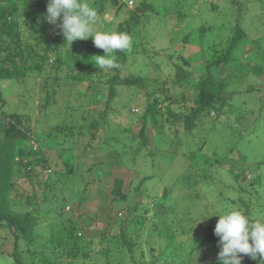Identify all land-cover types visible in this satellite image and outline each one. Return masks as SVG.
<instances>
[{"label": "trees", "instance_id": "1", "mask_svg": "<svg viewBox=\"0 0 264 264\" xmlns=\"http://www.w3.org/2000/svg\"><path fill=\"white\" fill-rule=\"evenodd\" d=\"M198 1L200 0H139L136 6L131 7L127 0H85L97 10L100 18L110 9H115L116 15L125 14L116 30L128 35L133 34L137 25L144 24L146 27L151 20L161 22L165 19V13H173L180 22L187 17L189 9ZM210 2V10L214 12L210 24L203 22L194 30L182 33L178 37L180 39L176 36H173L174 40L172 39L177 43L175 46L199 49L202 63L197 68H192L189 58H182L183 61L176 62L174 77H170L171 83L167 87L168 81L143 74L142 70L137 72L128 70L127 67L131 57L148 51L147 37L150 35L148 29L145 28V34L140 42L133 41L130 49L115 53L119 68L101 71L94 64L93 56L104 53L102 49L94 46L91 37L87 40L77 39L70 45L65 42L60 29L44 19L48 0H0V224L7 225L12 233L13 248L12 252L8 253L12 261L8 264H112L111 259L113 264H120L119 256L112 252V245L117 241L114 237L108 238L109 225L100 230H91L94 236L100 234L99 244H106L99 252H91L97 241L91 238L89 244L85 243L83 228L73 216H68L66 223L63 222L58 227L51 223L53 214L58 216L64 214V208L60 207V198L66 186L71 184L69 182L72 180L71 176L76 174L78 177L82 173L80 168L76 167L79 164L74 159L77 143L72 138L76 132L84 135L90 133L92 139L87 141L86 148L96 146L94 140H98L99 147L102 148L107 143H112L117 147L118 159L127 163L135 161L141 148L150 142L148 128L158 126L152 143L157 149L166 151L173 157L180 153L186 156L189 164L184 176L189 183L192 181L196 183L199 180L202 185L206 186L207 183V187L209 185L213 187L208 190H212L209 192L211 199L215 201L212 205L215 212L217 209L227 211L238 208L250 217L264 215L261 210L256 213V207L262 209L264 206V193L261 191L264 188V180L262 173L259 172L262 160L251 163L248 155L237 147L246 132L257 129L255 123L258 117L264 114L263 108H257L258 103L255 102L251 106L244 105L245 100L236 103L234 95L238 94L237 92L227 94L233 77L244 79L250 73L257 77L264 74V49H258L261 42H264V32L259 34L263 36L248 40V28L244 25L249 10H252L251 7L264 5V0H210ZM105 30L108 28L105 27L102 31ZM245 42H253L257 48L243 56L242 44ZM170 43L172 45V42ZM170 56L173 57V54ZM225 66L230 69V77L223 80L221 69ZM39 77L43 78L39 79L38 87L41 104L37 108L38 126L34 127L35 119L32 118L34 116L26 112L25 108L29 107L33 92H36L34 84ZM159 81L162 84L157 86ZM84 82L86 89L80 94L83 102L78 104L69 99L58 107L61 111L54 115L56 118L60 116L62 121L50 124L52 116L49 115H52V108L57 101L55 94L64 87L65 93L70 95L74 83ZM103 84L108 86L103 100V111L95 115L91 112L90 104L102 101L98 91H101ZM150 84L154 86L152 89L148 88ZM132 90L137 94H143L142 104L137 96L121 100L123 93ZM255 90L256 87L251 86L237 96L243 93L255 94L253 92ZM13 96H17L18 100L14 101L11 98ZM92 97L95 99L91 100ZM133 100L142 105L141 114L133 112L135 106L131 103ZM18 101L22 103L20 106ZM77 112L87 124H76L73 120L66 119L67 116L74 118L78 115ZM124 113H128L129 117L138 115L141 123L136 135L131 132V126H124L120 121L117 124L119 125L117 132L105 128L111 120L110 114ZM39 123L44 126H40ZM137 138L140 139V144L134 146L131 140ZM31 139L36 141L37 146L29 143ZM45 143L49 145L43 146ZM64 143L65 145H62ZM212 144L215 156L213 159L204 154L205 148ZM66 145L69 149L67 154L60 151V148ZM183 146L187 149L181 151ZM221 148L223 150H220ZM53 149L59 150L58 155L62 159L60 169L56 168L59 163L52 161L50 151ZM154 152L149 151L146 154L154 157L156 153ZM200 155L203 157L198 160ZM197 161L205 166L202 167ZM105 164L106 161L100 160L88 167L92 173L95 172L99 180L104 179L103 182L109 181L111 177L110 174L106 176V171L100 168ZM109 165H112V162ZM63 166L66 170L64 175ZM207 169L218 172L219 179L227 184L215 181L217 183L214 186L212 184L214 181L210 179L211 172ZM44 171L46 178L37 182L39 187L44 185L42 194L38 195L32 177H38ZM246 171L252 174V178L247 179ZM115 172L117 173L116 170ZM60 174L64 184L58 181ZM23 176L34 186L31 193L23 192L20 188L22 185L18 178ZM223 176H226L227 181ZM153 178V175H149L144 176L142 180ZM89 182L93 183L87 179L86 185ZM124 183L123 178L119 176L114 178L110 191L111 201L127 200L128 192L124 191ZM234 183L238 187L237 190L235 185L233 186ZM2 187H7V191ZM101 188L103 197L107 198L108 195L104 196L106 192L103 187ZM139 189L140 185L135 187L136 191ZM191 195L201 198L202 194L198 191ZM167 196L165 189L161 201ZM138 198L144 199L142 195ZM53 201L56 203L54 209L43 208L42 203ZM73 202H76L77 206L81 203L79 199ZM161 206L160 202H157V207ZM134 207L137 209L139 205L136 204ZM209 207L206 204L200 212L198 211L197 217L208 215L205 213H208ZM112 208L113 206L108 209L109 212ZM109 212L104 211L103 214L106 216L103 217H108L112 224L114 217L117 218L119 213L115 212V216ZM90 215L93 216L92 213ZM206 217L204 218L207 219V226L187 240L189 244L176 242L172 230L166 245L162 247L159 244L160 254L152 255L150 262L144 264H193L192 259L199 251L207 250L210 245L219 249V238L214 233L219 218ZM126 219L136 220L137 216L127 215ZM44 221L48 225V232L43 233L41 230L39 233L40 225ZM195 222L194 216L190 229ZM123 223L124 221L117 235L120 237V245L124 248V256L130 255L134 264H139L136 257L140 249L135 246L136 242L127 233ZM37 232L40 238H43L42 250L31 247L38 240ZM27 233L28 247L23 248L19 242L25 239ZM181 233L185 234L184 231ZM154 250L152 248L150 251ZM98 253L100 258L97 256ZM205 255L203 256L206 260ZM242 264H259V260L244 256Z\"/></svg>", "mask_w": 264, "mask_h": 264}, {"label": "rangeland", "instance_id": "2", "mask_svg": "<svg viewBox=\"0 0 264 264\" xmlns=\"http://www.w3.org/2000/svg\"><path fill=\"white\" fill-rule=\"evenodd\" d=\"M127 2L131 7H134L136 6V4H138L139 0H127ZM210 6V0H200L195 3L192 8L189 9L187 17L180 22L173 13H165V19L161 22L151 20L148 22L146 27L144 26V24L137 25L135 30L133 31V34L129 35V37L131 38V42H140L141 37H143V34H145V28L148 29L150 34L147 37L148 51H143L140 54H137V56H135L134 58L131 57L127 62L128 70L134 72L142 70L143 74H148L151 77H156L157 79L159 77V80L161 81H168L166 85L168 87V85H170L171 83L169 82L171 79L170 77H174V64L179 60L180 62L183 61L182 58H189L192 63V68H197L202 63V58L200 57L201 55L198 51L199 49L196 50L191 48L188 49L184 46H175L177 45V43H174L172 39L173 36H176L177 39H180L178 37L181 36L182 33L184 34L186 31L194 30L195 27L201 25V23L203 22H206V24H210L212 16H214V12L210 10ZM251 8L252 10H249V15L246 18V24H244L248 28V40L251 38H258L259 34H262V32H264V23H262V19H264V5H253ZM125 16V14L116 15L115 9H110L107 11L104 17L100 18V21L96 25V28L100 31H102L105 27H107L108 30H116L119 23L125 18ZM261 36L263 35H260L259 37ZM169 42H172V45L171 43L169 44ZM177 42L179 44L180 40ZM263 43L264 42L262 41L260 47L258 46V49H264ZM255 48H257V46H255L253 42L243 43L242 55L244 56ZM170 54H173V57H171ZM229 70L230 69L226 66L222 67L221 78L223 80H226L230 77ZM39 79L43 78L39 77L37 81H35L34 87L36 92H33L34 96L29 103L30 105H28L30 109L29 107L25 108L26 112H29L31 116H34L32 117L35 119L34 127L38 126V124L36 123L37 116H39L37 108H39L41 104L38 88L40 84ZM161 81L158 82L157 86H160L162 84ZM73 86L74 89L71 90L70 95H67V93H65L66 89L64 87L61 88L57 94H55V96L57 97V101L56 105H54V107L52 108V115H49L52 116V121L50 124L54 125L55 123L62 121V118L60 116H57L56 118L54 117V115H57L61 111V109H59L58 107L62 106L66 101L70 99L71 101H74L78 104L80 102H83L80 94L82 90L83 92L85 91L86 83H74ZM101 86V91H98V93L101 94L102 101H100L99 103H96L95 101L94 104H90L92 107L91 112L95 115L103 111V100L105 99L108 87L105 84ZM251 86L256 87V90L253 91L255 94L243 93L239 97L237 96L239 93L246 92ZM152 87H154L153 84L148 85V88L152 89ZM231 92L238 93L234 95L236 103L237 101L242 102V100L246 101L244 105L247 106L249 104L251 106L254 102L258 103L257 108H263L264 113V74L261 75V77H257L256 75L250 73L244 79H237L236 77H233V79H231L227 94L230 95ZM135 96L141 99L140 103L142 104L143 94H137L133 92V90L123 93V98L121 100L124 101L130 97L132 98ZM11 98L14 101L18 100L17 96H13ZM94 99L95 97L91 98V100ZM18 103L19 106L22 104L19 101ZM131 103L135 105L133 108V112L141 114L142 105H140V103L135 100H133ZM80 106L82 107V105ZM77 114L78 115H76L74 118L67 116L66 119L69 121L73 120V123L76 124H87V121L82 119L81 114H79L78 112ZM63 119L65 118L63 117ZM109 119L111 120L105 127L106 129L114 131L116 130L117 132L119 129V125L117 124L120 121L124 126H131V132H133L135 135L139 131L141 121L138 118V115H132V117H129L128 113L120 115L110 114ZM255 124H257V129H252L250 132H246L244 134V138L242 137L237 147L242 153L248 155L251 163L262 160L259 172L262 173V177L264 180V114L258 117ZM39 125L42 127L44 126L42 125V123H39ZM157 127L158 126L153 125L148 128L150 142L146 144L145 147L141 148L135 161H129L127 163H125V160L124 162H121V159H118V155L116 154L117 147H115L112 143H107V145L102 148L99 147V141L94 140L96 146H94L93 148H86L85 144L87 143V141L92 139L90 137V133L84 135V133L78 134L76 132V135H74L72 138L76 140L77 143V147L74 151V156L76 157L74 159L79 164V166L76 167H78V169L80 168L82 173L78 177H76V174L71 176L72 180L69 181L71 182V184L66 186L65 192L62 193V198H60V207L64 208V214L63 216L53 214L51 216V223L54 224L55 227H58L63 222L66 223L68 216H73L77 220L79 225L83 228L85 243L89 244L91 238L96 239L97 245H93L94 249L91 252H99L102 248H105L106 245L105 243L99 244L98 240H100V234L97 233L94 236L91 230H100L103 227H106V225H109L107 226V230L109 232L108 238L114 237V240L117 241L112 245V252L116 253L119 256L120 264H134V261L132 258H130V255H127L128 257L124 256V248L120 245V237L117 235L119 233V229L122 227H120V225L124 221L122 225L126 227L125 229L127 233H129L130 237H132L134 242H136L135 246L140 249V252H138L139 250L137 249V261H139L141 264H144L150 262L152 255L160 254L161 246H159V244H161L162 247L166 245V241L170 238L172 230L175 235V238L173 239L176 242L180 241L189 244L187 240H190L194 235H197L199 232L203 231V229L207 226V219H204V217L212 215L211 217L214 216L216 217V219H218L219 215L215 213L220 210L217 209L216 212L214 211L212 205L215 201H213L210 197V192L212 190H208L210 188L213 189V187L210 185L209 187H207V183L206 186L202 185L199 180L196 183H194L193 181L189 183L187 177L184 176L185 170L186 168H188L187 164H189V160L186 158V156H183L180 153L173 157L170 153H166V151L157 149L155 147L154 143H152L151 140H154L156 136L155 130ZM29 143L37 146L36 141H33V139H31ZM131 143L134 146H138L140 144V139H133L131 140ZM48 145L49 143H45L43 146L46 147ZM62 145H65V143ZM208 146L205 148L204 154L205 156L207 155L213 159L215 157L212 152L214 145L212 144ZM183 149L187 148L183 146L181 151ZM68 150L69 149L67 148V145L60 148V151L66 154L69 152ZM220 150L223 149L221 148ZM149 151L156 152H154V157L146 154ZM58 154L59 150L53 149L52 151H50L52 161H57L59 164L56 168L60 169L62 168V159ZM202 157L203 155H200V157L198 156V160H201L200 158ZM100 160L106 161V164L100 168L106 171V176L108 174L111 175L109 181L106 180V182H103L104 179L99 180V178L95 176V172L92 173V171L88 169L89 166L94 163H98V161ZM111 162L112 165H109ZM198 164L202 167L205 166L200 162H198ZM215 168H217V166L214 167V169ZM115 170L117 171V173L115 172ZM208 172H211L210 179L214 181L212 182L214 186L217 183L215 181H220L223 185L227 184V182H225L224 180L222 181L221 178L219 179L218 176H220V174L215 170H210ZM253 172L256 173V170H254ZM62 173V175L66 173L64 166ZM45 174L46 171H44V173H42V175L38 177H32V179L36 183L38 195L42 194L44 185L42 184L40 185L41 187H39V183L37 182L40 180H44L46 178ZM149 175L154 176L153 180H142L144 176ZM251 175L252 174L247 172V179L252 178ZM116 176L124 179V191L128 192L126 201H111L110 199V197H112L110 191L113 187L114 178ZM87 179L92 180L94 184L89 182L86 185ZM223 179L227 181L226 176H223ZM18 181L22 185L20 188L23 192H32V188L34 186L29 184V181L25 180L24 176L18 178ZM58 181L64 184L61 178V174L59 175ZM228 183L230 185V182ZM100 185L101 187H103V190H105L104 192H106L104 196L108 195L107 198L103 197V193H101L102 188L100 187ZM138 185H140V189L136 191L135 187ZM234 185L235 189L237 190L238 187H236V183H234L233 186ZM2 188L3 190L7 191V187ZM165 189H167L168 196L164 201H161V197ZM198 191H201V198L191 195H194ZM261 191L264 193V188H262ZM140 195H142L144 199L138 198V196ZM77 199H79L81 202L79 206H77L78 204L76 202H73V200ZM157 202H160V205H162L161 208L157 207ZM136 204L139 205V208L137 209L134 207ZM206 204L207 206H210L208 213H205L208 215L197 217V215L199 216L200 209L204 208ZM42 206L44 209H54L56 203L55 201L42 203ZM111 206H113V208L112 210L110 209L109 212L108 209ZM147 209L148 211H146ZM259 210L262 211L261 213H264V206L262 209L256 207V213H258ZM104 211L109 212L110 215H115L116 213L119 214L117 218L114 217L115 220L111 224V220L108 217H103L106 216L103 214ZM91 213L93 214V216L90 215ZM127 215H136L137 219L128 220L126 219ZM192 216L193 218L195 216L196 224L193 225V227L190 229L191 223L193 221ZM45 222L46 221L41 224L42 226L40 225V228L38 230L39 233L41 230L43 231V233L48 232V225L45 224ZM182 231H184L185 234H182ZM38 232L36 234L38 240L31 247L37 250H42L41 245L43 243V238H40V234ZM25 236V239H21V241L19 242L23 248L28 247L26 239H28L29 233H27ZM210 246H208V251H199L197 255H195V257L192 259L193 264H216V257L219 249H216L213 246H211L210 248ZM12 248L13 239L10 228L7 225L0 224V264H8L12 261V258L9 256L10 252H12ZM152 248L155 249L153 252L150 251ZM211 254H214L215 256H211ZM99 255L100 253H98L97 256L99 257ZM203 255H205L206 260L204 259ZM112 260L113 259H111V263L113 264Z\"/></svg>", "mask_w": 264, "mask_h": 264}, {"label": "clouds", "instance_id": "3", "mask_svg": "<svg viewBox=\"0 0 264 264\" xmlns=\"http://www.w3.org/2000/svg\"><path fill=\"white\" fill-rule=\"evenodd\" d=\"M44 19L58 27L70 45L77 39L91 37L94 46L104 53L93 56L94 64L101 71L119 68L115 53L130 49L132 43L127 33L114 29L97 30L100 17L85 0H48ZM215 214L219 215L214 233L219 238L220 249L216 264H242L244 256L264 264V215L250 217L238 208Z\"/></svg>", "mask_w": 264, "mask_h": 264}]
</instances>
